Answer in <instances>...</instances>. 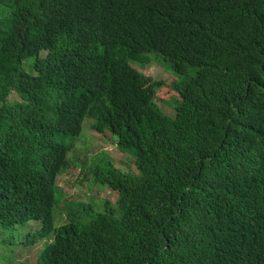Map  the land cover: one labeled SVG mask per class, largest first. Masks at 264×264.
<instances>
[{"label":"trees","instance_id":"trees-1","mask_svg":"<svg viewBox=\"0 0 264 264\" xmlns=\"http://www.w3.org/2000/svg\"><path fill=\"white\" fill-rule=\"evenodd\" d=\"M151 60L174 79L134 66ZM85 117L126 171L103 149L68 161L62 136ZM58 175L70 187L91 175L117 198L69 200ZM42 238L34 261L14 260ZM10 263L264 264V0H0Z\"/></svg>","mask_w":264,"mask_h":264},{"label":"rangeland","instance_id":"rangeland-1","mask_svg":"<svg viewBox=\"0 0 264 264\" xmlns=\"http://www.w3.org/2000/svg\"><path fill=\"white\" fill-rule=\"evenodd\" d=\"M148 55L157 57L153 53H150ZM167 64H168L167 62L151 60L150 62H148L147 64L143 66H139V65H134V66L135 68L142 71L146 75L151 76L152 78L163 79L166 85L167 83H169L171 80L174 79V76L172 75L171 70L169 69V67L166 66ZM10 97H16V95L12 93ZM157 103L160 105V102H157ZM161 108L165 113L172 114L171 107L168 103L161 105ZM90 121H92V119L89 117H85L83 119L82 125H81V131L77 136H73V137H70L68 135L62 136V139L65 142L70 143L72 145V148L67 153L68 161L74 158L73 154H76L77 152L82 151L84 150V148L90 146L91 137L87 136L86 134V129H87V132L91 133L92 138H93L91 147L88 149V152H87L88 153L87 157L90 154H94L99 149H103L111 156V158L114 161V165L116 167L120 168L121 170L126 171L128 159L125 153H122L116 149V147L114 146V143L112 142V137L110 135L105 134V133H98L94 131L93 129H91V127L89 126ZM81 158H82V155L78 154L77 160L79 161L81 160ZM79 168H81L80 165H76L75 168L74 167L71 168V171H72L71 180L73 179V176L77 173V170ZM131 168L134 169L133 166ZM80 179H81L80 184H77L76 182V184L73 187H70L68 185H65L63 180L60 178L61 184L62 186H64L63 188H65L67 199L72 200V199L77 198V200L79 201L86 202L90 200V196H93L94 202L97 204L102 203V201L105 199H107L110 203L115 202L117 198L116 192L110 190L107 187L99 186L98 183L94 181L91 175H88L87 178L85 179H82V177ZM63 201L64 199H62V202ZM54 219H55V224H60L66 221L64 216L58 213H55ZM43 244H44V240L41 239L39 240L38 243L31 244L28 247L26 246L25 248H20L18 251L15 252L16 254L13 255L14 260L23 261V262L24 261H34L39 249L43 246ZM7 249H9V247H7ZM8 254H9V251H8Z\"/></svg>","mask_w":264,"mask_h":264},{"label":"clouds","instance_id":"clouds-1","mask_svg":"<svg viewBox=\"0 0 264 264\" xmlns=\"http://www.w3.org/2000/svg\"><path fill=\"white\" fill-rule=\"evenodd\" d=\"M81 125H82V124H81ZM86 128H87V127H86ZM86 134H87L88 137H91V144H92V139H93V138H92L91 133L87 132V129H86ZM91 144H90V146H88V147H86V148H84V149H86V150L89 149V148L91 147ZM76 154L78 155V154H82V153H81V151H79V152H77ZM87 154H88V153H86L84 156H87ZM56 182L61 184V181H60V175L56 176ZM42 239L44 240V244H43V246L39 249V251H38V253H37V255H36V258H37V256H38L40 250L44 247L45 242H49V241L51 240V239H46V238H42ZM39 240H41V239H39ZM39 240L35 241L34 243H38ZM34 243H32V244H34ZM36 258H35V259H36Z\"/></svg>","mask_w":264,"mask_h":264}]
</instances>
